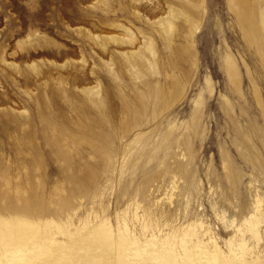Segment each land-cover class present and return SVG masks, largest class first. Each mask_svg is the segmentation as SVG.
<instances>
[{"label": "rangeland", "instance_id": "obj_1", "mask_svg": "<svg viewBox=\"0 0 264 264\" xmlns=\"http://www.w3.org/2000/svg\"><path fill=\"white\" fill-rule=\"evenodd\" d=\"M136 214L264 264V0H0V264H120Z\"/></svg>", "mask_w": 264, "mask_h": 264}, {"label": "bare ground", "instance_id": "obj_2", "mask_svg": "<svg viewBox=\"0 0 264 264\" xmlns=\"http://www.w3.org/2000/svg\"><path fill=\"white\" fill-rule=\"evenodd\" d=\"M244 17L245 16H243V18ZM245 25H246L248 31H251L249 29L251 27V24L247 23V20H245ZM254 41H256V40L254 39ZM131 221H132V225L129 224V222H124V224L121 226L122 227L121 228L122 238L120 240V243H121L122 250L124 253V260L120 261V264H161L160 262L162 260H168L169 262H171V264H173V263L174 264H188V263H185L184 257L182 255L184 254L185 256H187L188 253L192 254V252L194 250H196L197 248H200L201 254H202V252L204 254H206L208 256V259H211L210 257H212V259H216V260L221 262L220 264H223L222 263V252L220 250V247L217 245V242L213 238V236L209 233L207 234L208 236H204V235L200 236L199 234H195L196 236L195 235L194 236L196 237V239L194 240V237H193V239H191V242H192L191 245L186 244L187 246L183 245V246H185V249L183 247H182V249L181 248L178 249V247L181 245L177 246L178 245L177 243H175V244L166 243L167 241L165 239L162 240L160 238L161 235L158 234V231L160 230L159 228L158 229L153 228V230L154 229L156 231L158 230L157 232L153 231V230H152V232H150V234L145 232L146 237L144 239L143 238L141 239L140 238L141 235L138 236L136 233V228H137L136 225H133V224L134 223L145 224L144 222H142V217H140L138 214H136L132 218ZM49 224L50 223L39 224V223H34V222H27V223H24L23 225H25V226L27 225L30 227H34V226L38 227V226L49 225ZM143 228H146V226L143 225ZM102 230L105 231V233L103 234V237H107L108 232L106 231L105 227H103V225H101V226H96V227L92 228L91 233H88L86 235V239H88L92 233H95L97 231L101 232ZM67 232L63 231V233H67ZM100 232H97V233H100ZM143 234H142V236H143ZM68 235L72 236V235H74V233L70 232ZM170 235L171 234H167L166 235L167 237L166 236L165 237L168 238ZM108 238H111V237L108 236ZM160 239H161V241H163V243L160 246H158L159 248L157 246H155L153 249L149 248L152 244L155 245L156 242H158V240H160ZM183 244H184V242H183ZM59 246L60 245L58 244V242H56V247L58 249L55 248V252L49 251L50 254H49V256H47L46 260H43V264H50L53 260H55V258L57 257L56 252L59 250ZM209 246L214 248L215 253L213 255H210L209 251L207 250L209 248ZM163 249L165 250L164 253H163ZM111 250H112V248L109 250V252ZM178 250L179 251L184 250V251H182L183 252L182 255ZM142 252H144V255L147 252H149V254H148V256H144L143 259H139L140 253H142ZM230 257H231V255L229 256V258ZM227 258H228V256H227ZM67 262H69V261L67 260ZM205 263H206V260H205ZM34 264H37V263L34 262ZM71 264H73V263H71Z\"/></svg>", "mask_w": 264, "mask_h": 264}]
</instances>
